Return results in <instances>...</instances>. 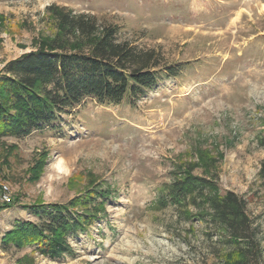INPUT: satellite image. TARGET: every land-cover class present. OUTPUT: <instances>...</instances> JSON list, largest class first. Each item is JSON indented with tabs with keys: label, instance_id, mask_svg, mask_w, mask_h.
Listing matches in <instances>:
<instances>
[{
	"label": "rangeland",
	"instance_id": "374dc122",
	"mask_svg": "<svg viewBox=\"0 0 264 264\" xmlns=\"http://www.w3.org/2000/svg\"><path fill=\"white\" fill-rule=\"evenodd\" d=\"M61 9L175 74L136 101L86 100L58 133L0 139V197L6 187L11 199L0 200V264H225L231 246L201 205L160 201L186 171L246 201L264 264V0H0V76L59 35ZM94 191L106 202L75 209L93 223L60 258L8 240L17 222L37 223L25 207Z\"/></svg>",
	"mask_w": 264,
	"mask_h": 264
},
{
	"label": "trees",
	"instance_id": "16d2710c",
	"mask_svg": "<svg viewBox=\"0 0 264 264\" xmlns=\"http://www.w3.org/2000/svg\"><path fill=\"white\" fill-rule=\"evenodd\" d=\"M61 10L55 14L59 35L2 69L0 139H21L35 132L58 133L61 115L86 100L101 106L119 105L125 98L136 101L159 81L175 74L170 67L162 68L154 53L119 42L115 29ZM71 35H78L84 43L70 46L64 39ZM179 174L160 201L169 206L185 202L193 207L201 205L231 246L225 264H261L262 249L255 240L257 229L247 214L246 201L230 191L221 192L212 180L194 176L191 171ZM258 174L264 179V161ZM93 193L99 198L89 194L66 205L25 207L37 223L17 222L8 240L24 243L40 256L60 258L69 251L67 240L93 223L92 215L75 209H94L106 202L107 193ZM2 244L7 249L6 243Z\"/></svg>",
	"mask_w": 264,
	"mask_h": 264
},
{
	"label": "built area",
	"instance_id": "2783aa9c",
	"mask_svg": "<svg viewBox=\"0 0 264 264\" xmlns=\"http://www.w3.org/2000/svg\"><path fill=\"white\" fill-rule=\"evenodd\" d=\"M0 200L1 202L7 203V204L11 201L10 196H9V191L6 187H3V192L1 193Z\"/></svg>",
	"mask_w": 264,
	"mask_h": 264
}]
</instances>
